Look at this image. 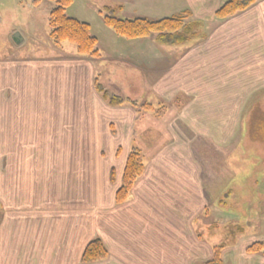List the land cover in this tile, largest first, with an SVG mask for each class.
<instances>
[{"label":"crops","instance_id":"1","mask_svg":"<svg viewBox=\"0 0 264 264\" xmlns=\"http://www.w3.org/2000/svg\"><path fill=\"white\" fill-rule=\"evenodd\" d=\"M149 1L151 9L167 10L164 16L188 10L202 24L201 37L171 45L148 36L145 52L131 62L113 56L111 69L100 53L81 56L74 47L69 57L43 63L37 81L28 76L23 86L21 75L15 85L8 75L0 84V116L6 114L5 126L0 121V264H82L94 238L108 256L88 264H199L211 256L213 247L192 225L206 209V193L214 190L207 180L208 166L214 171L209 151L221 144L222 120L235 136L238 113L259 92L260 104L248 111V130L264 120V0L225 20L214 18L222 0ZM21 64L7 62L17 69ZM255 65L263 72L243 86L249 78L239 80L238 69L244 66L251 76ZM103 72L112 79L101 81L105 88L125 99L121 106L107 105L95 91ZM127 72L135 98L121 81ZM131 101L165 106L155 127L147 116L153 112ZM159 128L161 136L155 134ZM251 141L264 145V139ZM133 146L145 149V169L117 204ZM260 157L253 159L262 164L264 153ZM230 158L234 178L238 171ZM253 159H247L251 169ZM260 168L254 183L258 188L261 179L264 193V164ZM183 238L192 251L181 250ZM251 258L264 264L263 256Z\"/></svg>","mask_w":264,"mask_h":264},{"label":"rangeland","instance_id":"2","mask_svg":"<svg viewBox=\"0 0 264 264\" xmlns=\"http://www.w3.org/2000/svg\"><path fill=\"white\" fill-rule=\"evenodd\" d=\"M152 5H154L153 1L150 2L149 0H73L72 4L66 8L65 14L90 25L91 34L97 39L96 47L104 57V66L111 69L115 68L112 63H108L112 59L111 57L122 56L125 62H131L137 54L145 52L144 44L147 41L143 40L144 38L127 39L116 35L103 24L104 7L115 9L116 16L121 19H132L135 17L151 19L152 16H157L153 18L159 19L165 17L163 14L167 10H164V13L159 10H153L150 8ZM119 6H122V8H119ZM53 7V1L49 0H40L36 3L33 0H0V60L3 62L2 66H0V84L5 83L8 75L15 78V85L21 83V75H23L21 83L23 86L30 80L28 76H31V80L37 81L38 71L43 63L53 65L55 60L65 59L64 57H69L71 53H74L73 44L63 42L61 45H55L49 36L50 27L48 21ZM169 10L168 14L171 13ZM191 19L195 20L192 17ZM213 26L209 25L207 28L210 29ZM15 32L20 33L23 38L22 43H16L11 38V35ZM151 36L156 37L155 35ZM156 39L159 40L157 37ZM241 40L244 41L243 38ZM54 57L57 58L55 59ZM43 58H49L48 60L50 61L45 62L42 60ZM18 59L22 60L19 69L13 65H7V62L13 63ZM28 67L30 70L26 74ZM252 71L253 73L250 76L244 66H240L238 69L237 76L239 80H244L246 77L249 78L243 86L255 81L259 73L263 72L262 68L256 65ZM50 73H52V70ZM108 73L109 76H105L104 72L101 74L100 82L112 80L111 73ZM132 74L138 75L135 71ZM120 77L121 81L124 82L123 86H125L124 89L127 93L129 95L132 94L133 98L137 97L136 93L128 89L127 81L129 80L126 78L130 77V73H123ZM248 81L250 82L247 83ZM46 84L49 87H53L54 81L52 77L46 78ZM8 87L11 88V84ZM34 88H38L37 83ZM259 95L260 92L251 98V103L249 101L243 114L238 113V128L235 136L228 135L226 129L228 126L226 124L227 121L225 122V118L222 120L223 128L220 129L221 144L213 147L214 153L209 151L214 156L212 164L215 172L208 166L207 180L213 184L214 190L206 193V209L195 217L196 220L193 222L192 228L201 236L203 242H208L213 248L211 256L207 257L204 263L200 262L199 264H205L210 260L213 257L214 248L217 246L223 247L220 253L221 264H252L255 260L251 261V259H254L251 258V255L262 257L261 254H251L246 251L247 247L252 243L264 241V193L261 187L262 181L261 179L259 180L258 188L254 183L261 177L263 168L260 167L264 163L260 164L253 159L260 157L264 153V145L251 141V130H248L246 123L247 119H249L248 111L254 108L252 105L260 104L261 102L257 97ZM159 107L154 106L157 110ZM162 112L163 108H161V115ZM147 116L148 122L152 119L150 123L152 122V127H155V116L153 117L151 113ZM157 117L161 118L160 115H157ZM0 121H2L1 126H5V113L0 116ZM155 134L161 136L160 128L155 131ZM230 137H233L231 142L229 141ZM207 147L209 149L212 148L210 146ZM230 155L232 157V159L230 158L231 162L234 163L233 167L238 171L234 178L230 177L232 174V168L230 169L229 164ZM247 157L254 160L252 169L251 164L247 162ZM235 158L238 161L233 160ZM260 158L263 159L262 157ZM161 212L166 213V211ZM191 214H193V211H191ZM176 246L177 244L175 243ZM188 247L190 246L183 238L181 250L184 252ZM189 251H192V245Z\"/></svg>","mask_w":264,"mask_h":264},{"label":"trees","instance_id":"3","mask_svg":"<svg viewBox=\"0 0 264 264\" xmlns=\"http://www.w3.org/2000/svg\"><path fill=\"white\" fill-rule=\"evenodd\" d=\"M35 3L40 0H33ZM53 1L54 7L49 15V36L55 45L63 42L73 44L76 52L81 56L99 58V51L96 47L97 39L91 34L90 25L79 21L65 14V10L72 4L73 0H49ZM257 0H222V3L214 12V18L225 20L236 16L247 10ZM122 8V6H119ZM102 21L105 26L110 28L116 35L127 39H140L155 35L160 41L172 45H185L201 37L203 28L201 22L192 20L190 12L183 10L181 12L165 16L159 19H149L135 17L132 19H121L115 14V9L104 7ZM94 88L97 94L111 107L121 106L125 99L121 95L111 93L97 78ZM133 106H137L146 111H152L153 117H157L160 109H154L149 103L136 104L131 101ZM175 104L178 99H175ZM152 117V118H153ZM263 120V119H262ZM257 123H250L251 140L264 139V120ZM151 121V119L149 120ZM152 123V122H151ZM138 146H133L129 152L125 166L122 172L121 184L115 192V202L121 204L124 202L136 180L143 174L145 169L144 151ZM222 246L214 248L213 257L205 264H221L220 253ZM251 254H261L264 257V241L254 242L246 249ZM108 256V251L99 238H94L85 246L80 262L82 264L101 261Z\"/></svg>","mask_w":264,"mask_h":264},{"label":"water","instance_id":"4","mask_svg":"<svg viewBox=\"0 0 264 264\" xmlns=\"http://www.w3.org/2000/svg\"><path fill=\"white\" fill-rule=\"evenodd\" d=\"M11 38L16 42V43H20L23 38L21 37L19 32H15L11 35Z\"/></svg>","mask_w":264,"mask_h":264},{"label":"flooded vegetation","instance_id":"5","mask_svg":"<svg viewBox=\"0 0 264 264\" xmlns=\"http://www.w3.org/2000/svg\"><path fill=\"white\" fill-rule=\"evenodd\" d=\"M161 107H159V109H160Z\"/></svg>","mask_w":264,"mask_h":264}]
</instances>
